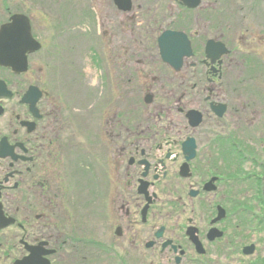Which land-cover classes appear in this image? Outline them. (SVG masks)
Returning <instances> with one entry per match:
<instances>
[{"label":"flooded vegetation","instance_id":"obj_1","mask_svg":"<svg viewBox=\"0 0 264 264\" xmlns=\"http://www.w3.org/2000/svg\"><path fill=\"white\" fill-rule=\"evenodd\" d=\"M254 1L109 0L90 83L67 60L69 77L66 65L56 79L49 57L36 84L37 52L24 72L0 66L11 93H0V264H65L105 229L142 244L136 226L150 214L145 247L159 264H212L210 253L264 264V89L248 83L246 98L243 79L253 58L264 81V0ZM184 37L191 53L177 69L160 39L186 49ZM246 164L255 171L227 178Z\"/></svg>","mask_w":264,"mask_h":264},{"label":"rangeland","instance_id":"obj_2","mask_svg":"<svg viewBox=\"0 0 264 264\" xmlns=\"http://www.w3.org/2000/svg\"><path fill=\"white\" fill-rule=\"evenodd\" d=\"M68 1L73 2L72 7L68 4L65 5L67 0H0V24L8 19V13L24 12L31 19L34 36L42 43V49L34 54L36 84L38 85L44 83V74L49 57H52L50 61L54 65L55 74L54 72L53 74L56 79L62 78L66 73L64 67L68 66V62L73 63L75 61L77 68H83L85 75L82 77L89 83L92 81V73L89 68L92 67L93 45L98 30L97 18H101L103 11L109 10V0H78L83 4L82 7H77L75 0ZM246 2L252 4L255 1L246 0ZM103 45L106 46L107 42L103 41ZM255 60L257 61V59ZM260 62L264 63V59H261ZM247 64V62L244 63L243 79L245 80L244 88L247 90L246 98H249L252 94L249 85L253 83L256 89H264L262 83L264 81L261 79L263 71H258L260 78L255 79L254 65L248 69ZM70 65L75 67L73 64ZM40 68L43 71L39 72ZM69 72L70 67L68 66L66 77H69ZM85 92L90 94L91 89H85ZM87 139L86 142H91V138ZM261 143L264 144V137L261 138ZM252 171L255 169H251L250 165L246 164L242 167L241 172L236 173L234 167H229L225 174L228 176L227 178L235 176L246 178ZM186 189L185 184L184 200H186L187 195ZM188 216L187 212L181 215V226L187 225ZM156 225L153 214L149 215L147 224H140L139 219L136 228L138 230L147 229L148 231L142 236V244L140 242L138 244L122 242L115 238L113 230L105 229L99 234L98 245L94 244V248L89 245L77 253L68 250L65 264H159L161 261L159 250L145 247V243L151 240L150 231ZM90 237L92 236L90 235ZM210 257L212 264H218L216 263L218 262L217 256H211L210 253ZM219 261V264L225 262L223 258Z\"/></svg>","mask_w":264,"mask_h":264},{"label":"water","instance_id":"obj_3","mask_svg":"<svg viewBox=\"0 0 264 264\" xmlns=\"http://www.w3.org/2000/svg\"><path fill=\"white\" fill-rule=\"evenodd\" d=\"M198 1V0H197ZM119 5L130 4V0H115ZM177 36V34H173ZM186 49H182L181 44L173 38L160 39V46L163 59L171 63L175 68L179 69L182 65V57L180 54L190 55L191 50L188 41L184 38L183 45ZM41 48V44L33 37L31 32V25L29 18L24 14H13L10 20L0 26V65L12 68L16 73L24 72L27 69V54L29 52L37 51ZM179 57V58H178ZM37 89V88H36ZM6 91V85L0 81V93ZM38 90V89H37ZM29 93L26 94L28 101ZM2 95V94H0ZM40 92L37 91V96ZM190 139L184 143V152L187 154V160L192 158L194 152L193 147L187 149ZM185 165L183 168L186 169ZM146 186V185H145ZM150 197L148 203L143 209V218L146 219V212L149 207Z\"/></svg>","mask_w":264,"mask_h":264}]
</instances>
